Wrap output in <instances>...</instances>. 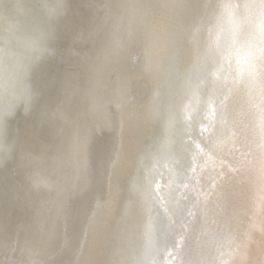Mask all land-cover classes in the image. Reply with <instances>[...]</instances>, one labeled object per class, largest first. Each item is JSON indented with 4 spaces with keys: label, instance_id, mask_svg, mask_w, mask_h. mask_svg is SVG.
<instances>
[{
    "label": "bare ground",
    "instance_id": "6f19581e",
    "mask_svg": "<svg viewBox=\"0 0 264 264\" xmlns=\"http://www.w3.org/2000/svg\"><path fill=\"white\" fill-rule=\"evenodd\" d=\"M15 3L0 0V18ZM86 4L90 24L67 20L60 28L69 36L62 68L75 85L60 88L36 117L54 87L44 70L32 96L20 100L23 121L36 117L37 134L52 126L53 142L11 165L9 176L30 180L27 197L38 203L0 241V264H54L56 254L67 256L60 264H131L141 235L154 232L143 196L147 168L167 154L172 181L163 201L167 227L180 235L175 264H264V0ZM227 43L230 58L209 78ZM208 98L215 106L184 180L173 113ZM20 134L15 127L3 156L20 146Z\"/></svg>",
    "mask_w": 264,
    "mask_h": 264
},
{
    "label": "water",
    "instance_id": "95a60500",
    "mask_svg": "<svg viewBox=\"0 0 264 264\" xmlns=\"http://www.w3.org/2000/svg\"><path fill=\"white\" fill-rule=\"evenodd\" d=\"M88 3L89 0H16L11 15L0 18V241L5 243L11 239L16 222L25 220L27 214L35 210L38 203L37 200L27 197L30 180L19 175L10 177L9 170L12 163L19 161L25 152H33V148L39 146L41 142L46 144L53 142L50 136H47L52 129L51 125L44 127V132L37 134L36 117L48 112V108L55 103L60 88L72 87L76 83L62 68L65 59L60 52L68 45L69 36L68 32L60 28L67 20L74 22L76 28L90 24L94 15L93 6L90 4L87 8H83ZM76 10L80 12L79 16L72 20L69 14L73 15ZM39 35L43 38H38ZM229 44L227 43L224 51L219 54L215 70H208L209 78L215 77L216 73L221 72L226 65L232 48V43ZM44 70L49 72L47 79L54 82V87L38 101L35 119L26 123L23 121L24 112L20 100L24 96H32L34 85L39 78L37 75ZM203 75H205L204 71ZM169 82L177 89L178 79L173 74L169 76ZM192 82L195 84L198 78H194ZM23 83L27 86L22 92ZM202 102L204 103H201L197 110L187 112L175 110L173 113L176 128L174 134L179 140V143L173 144V149L178 147L179 177L183 175L184 180L188 179L195 158L199 155L200 143L209 125L207 121L212 116L210 108L215 106L211 98ZM15 127H20L21 147H15L14 150L7 148L4 157L3 148L10 143ZM156 157L152 158L154 162L150 168H147V183L143 193L146 211L155 225L154 232L149 239L144 234L141 235L140 241L133 250L131 264H175L176 262L174 257L176 242L180 235L178 232L173 234L171 230L169 231L167 223L170 213L167 214L164 209L163 201L164 193L170 188L172 181H168L164 169L171 155L167 154V157L160 162H157ZM42 184L44 185L43 181ZM45 185L48 186L46 183ZM15 195H19L20 199ZM7 226L8 229L4 230ZM66 257L64 254H56L57 262L54 264H60L66 260Z\"/></svg>",
    "mask_w": 264,
    "mask_h": 264
}]
</instances>
